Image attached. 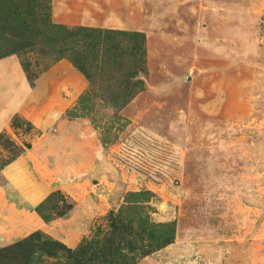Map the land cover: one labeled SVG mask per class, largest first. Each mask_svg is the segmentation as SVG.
<instances>
[{
	"label": "rangeland",
	"instance_id": "obj_1",
	"mask_svg": "<svg viewBox=\"0 0 264 264\" xmlns=\"http://www.w3.org/2000/svg\"><path fill=\"white\" fill-rule=\"evenodd\" d=\"M51 15L142 32L144 71L120 34L89 48L87 74L67 55L35 50L30 69L0 57V220L101 165L123 186L115 206L138 191L125 172L173 236L135 264H264V0H52ZM108 216L62 242L105 232Z\"/></svg>",
	"mask_w": 264,
	"mask_h": 264
},
{
	"label": "trees",
	"instance_id": "obj_2",
	"mask_svg": "<svg viewBox=\"0 0 264 264\" xmlns=\"http://www.w3.org/2000/svg\"><path fill=\"white\" fill-rule=\"evenodd\" d=\"M51 7L52 0H0V57L20 53L24 67L30 69L32 60L28 54L35 50H40L44 56L67 55L87 74L88 60L85 59L89 48L104 35L111 39L114 34H120L130 38L136 48L137 58L132 75L138 76L144 71L146 37L142 32L106 31L103 34L95 28L57 24L52 21ZM128 76L130 74L126 71L124 80L127 90L131 81ZM85 97L86 94L82 102ZM148 193H152L150 189L127 192L125 201L136 208V212L132 214L129 212L132 207L124 208L123 205L111 209L109 228L84 239L77 247H70L42 230H36L0 247V264H135L140 255L153 253L173 238L170 231L157 233L155 230L160 231L161 225L147 219L139 195ZM47 206L55 209L56 217H66L74 208L75 201H69L58 188L36 206L43 219L51 221L45 209Z\"/></svg>",
	"mask_w": 264,
	"mask_h": 264
},
{
	"label": "crops",
	"instance_id": "obj_3",
	"mask_svg": "<svg viewBox=\"0 0 264 264\" xmlns=\"http://www.w3.org/2000/svg\"><path fill=\"white\" fill-rule=\"evenodd\" d=\"M100 166L98 168L97 165L95 170L88 167L82 175L74 174L75 179L51 188L37 201L30 204H10L8 210L12 213L9 220H0V247L22 239L36 230L48 232L54 238L68 244L67 236L83 233L86 227L91 226L92 222L97 220V217L108 214L111 209H118L120 205H114L113 197L120 192V189H123V186L113 178L112 174L103 171ZM122 177V180L128 183L124 192L140 190V187L134 185V181L137 180L136 176H132L135 180L131 183L127 182L125 172ZM58 188L68 198L75 201V206L70 215L46 221L38 213L36 206ZM123 197L124 195H122V201Z\"/></svg>",
	"mask_w": 264,
	"mask_h": 264
},
{
	"label": "water",
	"instance_id": "obj_4",
	"mask_svg": "<svg viewBox=\"0 0 264 264\" xmlns=\"http://www.w3.org/2000/svg\"><path fill=\"white\" fill-rule=\"evenodd\" d=\"M187 79H191V75H188V76H187Z\"/></svg>",
	"mask_w": 264,
	"mask_h": 264
}]
</instances>
